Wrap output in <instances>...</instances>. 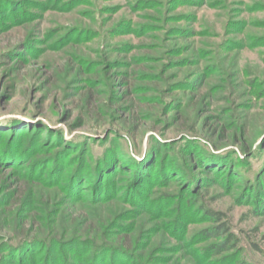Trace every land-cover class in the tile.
Listing matches in <instances>:
<instances>
[{
    "label": "rangeland",
    "instance_id": "rangeland-1",
    "mask_svg": "<svg viewBox=\"0 0 264 264\" xmlns=\"http://www.w3.org/2000/svg\"><path fill=\"white\" fill-rule=\"evenodd\" d=\"M2 151L0 264L76 238L139 264H264V0H0ZM106 163L115 189L145 174L140 205L95 202Z\"/></svg>",
    "mask_w": 264,
    "mask_h": 264
},
{
    "label": "trees",
    "instance_id": "trees-1",
    "mask_svg": "<svg viewBox=\"0 0 264 264\" xmlns=\"http://www.w3.org/2000/svg\"><path fill=\"white\" fill-rule=\"evenodd\" d=\"M0 157H2V161H5L6 163H10L12 160L15 162L16 161L17 156L14 155V153L12 155L9 154V152H4L2 151V153L0 154ZM11 157V158H10ZM128 162H126L124 165L126 167ZM116 164H118V162H116ZM124 165L122 164V167H124ZM106 166V167H105ZM55 169V171H53L50 174V177L53 180L58 179V182L61 181V175L63 173L64 170V166L62 164H59ZM104 169V170H103ZM102 177L99 176L98 174H95L94 176V182H93V191L94 194L93 197H95V202H104L105 200L111 198L112 195H116L119 194L120 192H122L123 190V199H124V204L128 203V201L132 200V199H136V201L139 203H141L139 200L142 198L141 196V188H143V185L146 184L147 182L145 179V174L143 172L140 171V169H138L137 171L134 170L133 172V176L131 177V181L130 183L128 182L127 186H124L122 190L120 189H115L113 185H111L112 181H109V178H116L113 169L111 170V167L107 165V163L102 167ZM126 168L123 169V171L119 174V177H123L124 175L122 173H126ZM55 174H57L55 176ZM75 176V177H74ZM70 175L68 177V185H66V191H67V196L68 197H76L79 194L78 188L82 183V176L81 174L77 173L75 175ZM143 194V193H142ZM69 199V198H68ZM77 199V198H75ZM74 199V201H75ZM165 200V199H164ZM140 205V204H139ZM183 224L182 222H176V226L174 227L177 228L175 229V232L178 231V228H180ZM182 229V228H181ZM218 228L216 229H209V230H203V232L201 233V235L207 237V238H217L219 237L218 234ZM181 233L177 236H180ZM182 237V236H180ZM230 240L221 243L220 245H213L211 247L208 248V250H206L207 252H210L209 254V258L210 257H216L218 258L220 256V254L224 253L225 251H227L229 249L228 243ZM53 242V241H52ZM47 242L45 244H43L44 246V252L42 254V260L40 262V264H62L64 263L65 260V264H139L138 262H136L135 258L130 255V253H128L126 250H118L116 248H110V247H95L93 253L89 252L88 254L86 252L83 253L84 250H86L87 245L90 244V242H86L83 241L82 239L76 238V239H67V240H63L61 242ZM124 242V241H122ZM38 245H42V243L38 242L37 240H29L26 241L24 244L19 245V254L18 257L15 256V254H10V257L12 256V261L10 262H6V264H14V260L16 257L18 259V264H39L38 263V258L35 257V255L33 253H35L36 248L38 247ZM88 248H92V247H88ZM41 249H39L38 252H40ZM69 251H71L72 256V260H66V259H62L61 255H65L67 254ZM30 253V256H29ZM110 254V255H109ZM92 255V258L89 259ZM109 256V257H108ZM74 259V260H73ZM9 259H7V261H9ZM205 260V259H204ZM203 260V262H204ZM30 261V262H29ZM63 261V262H62ZM210 264H216L215 261H210ZM222 260H220L219 262H217V264H222ZM143 264V263H141Z\"/></svg>",
    "mask_w": 264,
    "mask_h": 264
}]
</instances>
